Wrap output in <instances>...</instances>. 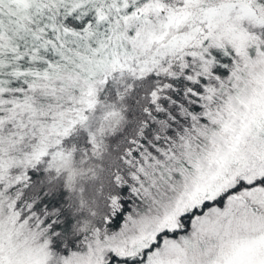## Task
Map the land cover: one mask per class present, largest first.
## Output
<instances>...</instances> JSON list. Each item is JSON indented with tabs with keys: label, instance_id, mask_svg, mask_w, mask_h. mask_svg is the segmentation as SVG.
Here are the masks:
<instances>
[{
	"label": "snow or ice",
	"instance_id": "obj_1",
	"mask_svg": "<svg viewBox=\"0 0 264 264\" xmlns=\"http://www.w3.org/2000/svg\"><path fill=\"white\" fill-rule=\"evenodd\" d=\"M0 264H264V0H0Z\"/></svg>",
	"mask_w": 264,
	"mask_h": 264
}]
</instances>
